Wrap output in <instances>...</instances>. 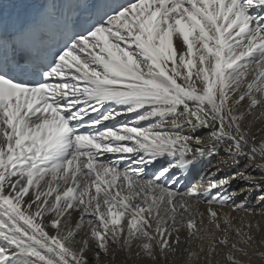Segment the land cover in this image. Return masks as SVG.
I'll return each mask as SVG.
<instances>
[{"label":"snow or ice","instance_id":"6c2138e0","mask_svg":"<svg viewBox=\"0 0 264 264\" xmlns=\"http://www.w3.org/2000/svg\"><path fill=\"white\" fill-rule=\"evenodd\" d=\"M250 118L264 0H2L0 264H264L225 193L264 185L227 172L264 173ZM169 155L219 164L179 191Z\"/></svg>","mask_w":264,"mask_h":264},{"label":"bare ground","instance_id":"6f19581e","mask_svg":"<svg viewBox=\"0 0 264 264\" xmlns=\"http://www.w3.org/2000/svg\"><path fill=\"white\" fill-rule=\"evenodd\" d=\"M253 121V132H259L261 128H264V120L255 121L254 118H250ZM203 131H206L203 130ZM206 135V133H200ZM165 163L169 164L170 169L174 168L176 174L173 176L171 181H168L174 189L179 191H187L197 185L199 182L206 180L215 172L219 160L210 155L203 156H190L183 157L181 155L176 156H165L162 157ZM170 162V163H169ZM245 171L250 172L253 176H264V173L259 170L252 169L248 164L247 160L241 159L237 164L227 169L228 174L235 175L236 173H244ZM218 177H223V173H216ZM178 181V183H177ZM225 193L232 198L236 204L240 205L249 210H253L256 213H260L264 209V185L252 184L246 180L237 179L233 180L229 186L226 187ZM235 194V195H233ZM202 210L206 208V205H201ZM224 211L230 212V209ZM234 217V223L239 226V217L245 216L244 213H231ZM245 219L249 217L245 216ZM253 223L259 222L261 224L260 232H253L254 238L257 241L253 247L258 250H264V216L251 217ZM210 227V226H209ZM203 235V232L201 233ZM184 233L182 232V236ZM231 239L238 241L239 238L231 235ZM200 241L193 240V247L195 248ZM205 247L208 246V241L203 242ZM239 246V245H238ZM255 264H260L258 258L253 257Z\"/></svg>","mask_w":264,"mask_h":264}]
</instances>
